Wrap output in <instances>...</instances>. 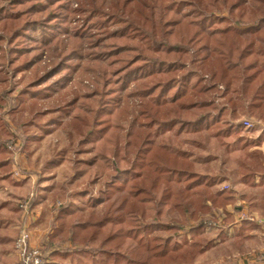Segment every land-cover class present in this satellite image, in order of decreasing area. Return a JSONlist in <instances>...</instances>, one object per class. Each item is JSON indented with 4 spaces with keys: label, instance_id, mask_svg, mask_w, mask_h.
I'll return each mask as SVG.
<instances>
[{
    "label": "trees",
    "instance_id": "trees-1",
    "mask_svg": "<svg viewBox=\"0 0 264 264\" xmlns=\"http://www.w3.org/2000/svg\"><path fill=\"white\" fill-rule=\"evenodd\" d=\"M209 61L229 74L225 89L202 72ZM20 73L16 96L0 93V115L8 107L23 128L17 135L0 116V179L13 174L9 142L30 153L62 126L67 148L54 161L71 150L69 184L86 197L84 207L65 201L51 209L52 231L40 245L45 264L74 255L95 264H195L194 256L215 247H202L204 228L223 230L217 211L233 196L212 191L215 179L195 171L188 151H170L158 139L173 132L243 141L233 123L244 103L264 120V0H0V83ZM221 88L235 99L206 109L215 102L208 94ZM247 156L249 182L258 176L263 184L264 155ZM39 190L59 201L52 186ZM250 225L242 221L239 230ZM92 241L96 250L88 249ZM126 242L133 249L118 251ZM65 243L69 249L54 247ZM255 262L264 264L257 254Z\"/></svg>",
    "mask_w": 264,
    "mask_h": 264
},
{
    "label": "rangeland",
    "instance_id": "rangeland-1",
    "mask_svg": "<svg viewBox=\"0 0 264 264\" xmlns=\"http://www.w3.org/2000/svg\"><path fill=\"white\" fill-rule=\"evenodd\" d=\"M220 15L221 17H228V11L224 8ZM220 15L218 14V16ZM203 71L207 74L208 72L213 73L215 77L212 79V83L221 85L223 89L231 82L229 74L216 61L207 62L202 69ZM25 76L26 73H20L15 78H8L5 82L0 83V93L11 92L12 90L10 97L13 98V96H16ZM220 90L212 91L208 94L209 98L215 97V102L206 109L220 108L221 105L228 102V99H235V96L230 92L225 94L222 88ZM223 93L225 94L224 96H222ZM192 94L194 95V93ZM56 95L57 93L53 94V96ZM191 95L187 100H182L181 102L191 101ZM204 96L200 95L198 97L203 99ZM218 96H221V98ZM10 97L6 95L5 100L9 101ZM8 101H6V105ZM242 107V109L237 107L238 118L234 120L233 124L242 129L240 136L243 141L239 142L235 137L222 139L210 138L206 133H183L175 135L173 132L166 133L158 139V143L167 147L170 151H188L191 154V159L194 161L195 171L201 175L215 179L212 191L231 194L233 196L234 203L225 207V211L232 217L230 225L234 224L233 221L236 217L244 221L247 219L250 223L259 224L260 229L258 231H255L256 229L254 230L256 234L251 232V225L248 227L247 230L250 231H247L245 235L249 238L243 239L242 237L233 239L234 236L228 234V238L223 241H217L219 230L207 225L204 228L202 247H204L207 241L216 242V246L194 256L195 264H241L244 259L251 260V254H257L261 257L262 261L264 260V217L259 214H256V217L255 212L250 213V209L252 210V206L255 203V195H261L263 192L262 187H249L248 177L251 174L250 162L253 164V161L247 156V152L257 151V149L263 148L264 140L261 141L259 146H251L250 144L245 149L242 148L245 142L255 141L260 132L264 131V120H261L258 115H251L250 112H247V103H244ZM7 108L1 113L3 115H0L2 121L9 129L19 135L21 132L17 131V129L20 131L21 129L23 130L20 119L15 118V121H13L12 117L6 114ZM46 109H48V106L42 108L43 111ZM64 123H66V120L63 121ZM243 123H247V125ZM65 133L62 126L57 127L53 133L46 135L40 143L33 144L29 149L30 153L26 150L21 152L22 149L20 147L18 149L19 154L17 153L18 155L13 156V160L15 157L14 161L17 165L14 164V166L17 169L19 168L20 171L19 177L15 178V176H12L7 180L0 179V260L4 264L19 263L18 256L13 250V242L17 237L18 229L22 222L27 225L30 234L32 229L39 233L44 232L45 234L49 232L48 234H50L52 231V220L54 219V212L51 209L60 206L61 202L65 201H70L78 206H85L86 197H81L79 194L83 188H73L69 184V180L73 176L71 150L69 149L65 153L60 162L54 161L57 159L56 154H58V150L67 148ZM42 177H47L49 180L40 181ZM61 184H65V199H61ZM49 186L53 187L52 191H54V194L57 193L60 196L57 203H53L51 197L47 199L38 195V192H45V190L41 191L39 189ZM180 189V185L173 184L174 192ZM46 194L48 195L49 193ZM31 195H33L32 198L30 197ZM260 199L263 200V197ZM25 201L33 204V206L25 215L21 213L18 218L14 209L19 206L18 208L21 210L20 206ZM225 211L222 209L217 211L220 217L216 222L217 227H227L224 224L227 220ZM207 217L212 219L210 216ZM157 235L164 236V233H157ZM176 239L179 242L181 241L180 236ZM187 240L191 243L189 236ZM55 246L64 250L70 247L68 243L63 245L57 244ZM33 247L40 249L38 246ZM133 247L134 245L132 243L126 242L120 245L118 251L128 253ZM97 248L98 244L96 241H92L88 246L89 250H96ZM77 258L80 261H77ZM96 258L103 260V257L99 254L96 255ZM54 261L57 264H95L92 257L88 255H81L80 257L74 255L71 259L63 261L55 259ZM253 264L259 263L253 262Z\"/></svg>",
    "mask_w": 264,
    "mask_h": 264
},
{
    "label": "crops",
    "instance_id": "crops-1",
    "mask_svg": "<svg viewBox=\"0 0 264 264\" xmlns=\"http://www.w3.org/2000/svg\"><path fill=\"white\" fill-rule=\"evenodd\" d=\"M259 135H263V137H264V131H262V132H260V134ZM258 135V136H259ZM263 148H260V149H257V151H259V152H261L263 155H264V145L262 146ZM263 165V167H264V163L262 164ZM248 182V181H247ZM250 186L249 187H254V186H256V187H262L261 189H262V194L261 195H255V197H254V200H255V203L253 204V208H252V210L250 209V213L252 214V212L254 213L255 212V216L257 217V215L256 214H259L260 216H262L263 215V217H264V181H263V184H260V179H259V177L258 176H255L254 177V179H252L251 180V182H249L248 183ZM261 197H263V200L262 199H260ZM263 202V203H262ZM35 209V211H37V209L36 208H34ZM227 213V212H226ZM244 214V213H243ZM250 214V215H251ZM21 215V214H20ZM222 216V215H221ZM20 216H18V218H19ZM220 218V217H219ZM222 218V217H221ZM234 218V217H233ZM53 219V218H52ZM235 220L233 221V223L234 224H232V225H229L228 227H223V230H221L220 228L218 229L217 228V230H219V232H218V235H220L221 234V232H222V235H223V238H224V240L226 239V238H228V234H230L231 236H234L233 237V239L234 238H242L243 237V239L244 238H249V237H247V235H245V233L247 232V231H250L251 230V232H253V234H256V232H254V230L255 231H258L260 228H259V224L257 225V224H255V223H253V222H251V229L250 230H239L240 229V223L242 222V221H244V220H242V219H239V218H234ZM245 221H248L247 219L245 220ZM205 232V231H204ZM49 232H47V233H45L44 234V232H42V233H39L38 231H36V230H31V245L32 246H38V247H40L39 245H41V243H43V241H45L46 239H47V236L49 235L48 234ZM48 234V235H47ZM217 235V241H221V238L219 237ZM245 237H244V236ZM251 238H253V237H251ZM220 239V240H219ZM40 240V241H39ZM42 240V241H41ZM214 243V245L216 246V242H213ZM38 244V245H37ZM255 256H256V254H251V260H249V259H244L242 262H241V264H249V263H251V264H253V262H255ZM49 262V261H48ZM0 264H4L3 263V261H1L0 260Z\"/></svg>",
    "mask_w": 264,
    "mask_h": 264
},
{
    "label": "built area",
    "instance_id": "built-area-1",
    "mask_svg": "<svg viewBox=\"0 0 264 264\" xmlns=\"http://www.w3.org/2000/svg\"><path fill=\"white\" fill-rule=\"evenodd\" d=\"M244 125H247V123H243ZM10 149L14 152V155H18L19 148L17 145L9 144ZM18 153V154H17ZM15 160V157H14ZM15 164V161H14ZM16 165V164H15ZM17 166V165H16ZM12 176H15V178L19 177L20 171L19 168L17 169L15 166L13 167ZM33 195L30 197L32 198ZM20 209L22 210L23 215L29 211L30 204L28 201H25L23 204H21ZM13 250L18 256V264H45L46 258L41 253V250L37 247H33L31 245V234L29 230L27 229V225H25L24 222H22L21 226L18 229L17 237L15 238L13 242Z\"/></svg>",
    "mask_w": 264,
    "mask_h": 264
}]
</instances>
